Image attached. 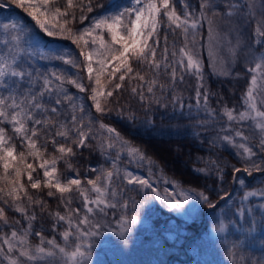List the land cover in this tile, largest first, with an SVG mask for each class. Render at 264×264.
<instances>
[{"label":"trees","instance_id":"obj_1","mask_svg":"<svg viewBox=\"0 0 264 264\" xmlns=\"http://www.w3.org/2000/svg\"><path fill=\"white\" fill-rule=\"evenodd\" d=\"M260 1L264 3V0ZM89 2H91V12H82L79 7L74 9L75 18L72 22V27L78 32L91 27L96 19L111 17L118 12H122L125 8L132 7L134 0H83L85 5L89 4ZM171 2L180 15H183L184 11H191L192 9H195L197 14L199 13L200 0H171ZM215 2L219 11H222L221 13L226 12V5L222 1L215 0ZM0 3L6 5L5 7H0V24L22 23L41 38L40 42L44 48L59 52L77 62V66H72L63 63L62 60H41L39 58H34L30 62L26 60L25 64L30 70H33L34 76L36 75V70L41 75L50 74L54 71L67 78L77 80L86 88L84 92H81L74 85L65 81L63 87L73 97L71 103L64 101L63 97H61L62 103L55 105V95H53V100L49 101L46 94L44 104L48 111L36 114L39 119H43L45 116L49 117L47 125L36 126L38 129L37 144L43 154L41 159H47L50 162L53 158L56 159V173L51 178L53 182L59 179L62 184H66L69 178H79L82 182L81 186L89 191L91 185L87 184L88 179H95L96 176L100 175L101 182L103 181L104 172H116L111 156L113 150L106 148L109 134L99 127L103 123L116 129V132L128 142V146L139 149L144 156V159L138 161V165H140L143 172L149 173L150 177L155 179L164 178L171 181L175 186L191 193L193 207L200 205L198 201L201 193L208 196L210 202H213L228 191L231 186L233 169L243 166V162L231 150L205 140L203 136L204 127L196 123L200 118L203 120V114L200 113L199 109L192 107L199 78L195 71L189 72L180 69L178 63L180 60L179 48L184 46V36L181 30L174 29V26L169 27L167 18L163 16V13H161L160 26L156 34V39L159 41L157 59H160L163 64L162 56L166 47L169 64L171 65L174 59L177 61L175 80L173 81L171 77V67L165 70L161 66L159 71H156L155 69H150L146 64L132 61L136 72L144 75L146 80L156 79L157 84L154 96L147 93L146 83L142 85V82L138 79L126 78L122 88L114 91V95L108 98L111 101L106 105L109 110L97 113L92 101L89 99L90 81L87 73L83 70V58L80 56V49L69 40L44 36L35 21L23 9L12 4L10 0H0ZM185 4L189 6L187 9L184 6ZM57 6L64 9L66 0H57ZM237 8L239 12H244L245 10L242 7L241 9L240 6ZM82 15L85 17L83 21L80 19ZM237 16L239 17V15ZM225 17L226 15L223 18L218 16L215 21L222 24ZM207 29V23L204 22L197 35L199 43L196 46V52L200 60L202 81L204 82L199 91L201 92L202 88L206 87V93L208 94L207 107L219 118L225 104L227 106V103L233 98L240 100L247 84V75L244 70L240 73H236V70H234L228 76H222L214 72L210 66L206 51ZM102 35L106 41L109 39L106 31ZM4 38L3 30L0 29V40ZM88 47L91 49L90 43ZM174 51L176 52L175 58L172 56ZM184 63L186 65V58ZM181 76L183 77L182 79ZM53 83L59 82L53 81ZM160 85L164 86L163 90H161ZM27 86V84L23 85V87ZM41 86L42 81H37L33 91L38 92ZM133 87H136L138 91L143 88L145 94L143 102H141L139 95L131 92ZM173 96L176 97V101H173ZM154 97H159L162 103H155ZM180 102H183L182 106L187 111H179L178 105ZM53 106L57 107L58 111L56 114L51 113V107ZM102 106H104L103 98ZM73 115L77 117L76 126L81 124L91 125L95 134V138H89L85 146L79 149L77 144L73 143V139H75L74 133H70L71 138L69 139L57 135L58 132L73 127ZM62 124L64 127H61ZM192 126L197 127V133L193 131L194 128ZM0 127H4L5 135L10 138L9 143L15 147L16 153L25 152L26 163L33 164V180L41 181L40 188L32 189L27 175L22 176L21 182L25 185L28 194L34 200L38 199L41 202L39 205L35 203L29 205L27 199L21 194V200L18 203L25 207V214L16 212L11 205V200L5 204L4 200L0 199V208L5 210V217L8 220V224H4L0 220V235H10L12 230H16L18 233L28 230L29 242L34 248L41 242V237L36 236V233L40 232L44 240L42 246L45 248H51L46 242L48 239H54L59 247H65L68 252H71V248L76 242V229L74 226H69L68 219L60 221L56 214L59 213L68 217L69 210H71V214L72 212L76 213L77 209H81L82 196L75 186L72 187L69 193L63 194V197L56 192L55 188L48 189L44 187L45 178L43 170L39 167L41 161L27 156V143L17 136L11 124H0ZM28 127L31 129V122H28ZM85 130L87 131V128ZM29 134L31 133L29 132ZM253 141L256 150L258 152L262 151L258 142L255 139ZM101 144H105L103 149L100 147ZM60 145L71 147L73 153L71 155L60 154L57 151ZM159 147L169 148L172 156L177 152L178 158L172 157L171 160L173 162L168 161L159 152L162 151ZM179 165H182L183 169L179 170ZM92 169H96V171ZM0 174H2V169H0ZM247 181L250 184L238 186L239 194L246 188L264 184V172L256 174L254 180L250 181L248 179ZM0 187H4V185L0 184ZM49 190L54 194L51 197L48 196ZM233 201V204H235L237 198H234ZM33 215L35 216L34 220L25 218V216L30 217ZM70 218L72 221V216ZM149 223H151L149 226L152 230L147 229L142 234L138 228H134L130 232L128 239L140 238L142 235L140 239L148 240L152 238L155 232L158 236H164L154 230L155 219H150ZM184 226V231L179 233L171 243L172 250L175 252L184 251L182 241L196 231L199 226L198 220L194 217L192 220L187 221ZM65 231L70 233L67 241L62 235ZM258 232L255 233L257 243L254 246H249L246 242V234H236L230 230L224 236V241L217 242L218 247L216 250L211 248L208 243L204 244L205 249L200 255V259L203 262L211 260L213 261L211 264H224L219 258L221 256V259H230L231 264H264V233L260 234ZM202 235L203 233L201 232L199 236ZM259 240L263 241L261 245H258ZM196 241L194 240V242ZM52 250L55 255L48 257V264H56L65 259L59 253L58 248ZM216 252L219 255H216ZM26 263L29 264L30 261H26Z\"/></svg>","mask_w":264,"mask_h":264},{"label":"snow or ice","instance_id":"obj_2","mask_svg":"<svg viewBox=\"0 0 264 264\" xmlns=\"http://www.w3.org/2000/svg\"><path fill=\"white\" fill-rule=\"evenodd\" d=\"M16 7L23 9V11L35 21V24L43 32L46 37H55L71 41L80 49V56L83 58V70L87 73L88 80L90 81V96L92 105L97 113L108 111L106 105L111 101L108 99L114 95V91L122 88L123 82L126 78L138 79L143 84H147L146 91L149 95L154 96L155 87L157 84L156 79L146 80L145 76L139 72L134 73L132 61L140 64H146L150 69L159 71L161 66L165 70L171 67V77L173 81L176 78L177 61L174 59L170 65L167 59V48L165 47L162 59H157V48L159 46L158 39H153L160 24L161 13L167 18L169 27L174 26V29L181 30L184 36V46L179 48V67L186 71H195L199 79L202 80L200 60L196 52V46L199 43L197 35L199 29L204 22L208 25V41H209V56L212 57L215 46L220 43V29L216 25V17L227 16L229 18L234 15H239V9L234 4H226V12L221 13L217 8L215 0H200L199 13L195 9L191 11H184L183 15L177 13L175 6L171 0H134L133 6L125 8L122 12L111 17H104L96 19L92 26L85 28L82 31H76L72 27L74 20V9L80 8L83 11H92L91 2L85 5L83 0H66L64 9L57 6V0H10ZM247 9L244 16L248 17L255 23L254 37H260V40L253 41V46H249L246 51V57L250 62V66L246 71L250 73L249 84L246 88L244 95L245 109L240 111L238 115H234L232 110L224 109V114L227 116L228 121L245 122L251 120L255 123V128L260 134L259 148L264 151V52L256 53L254 47H258L264 41V3L261 4L259 15L257 13V0H246ZM6 5L0 3V7ZM187 9L189 6L184 5ZM81 21L85 19L82 15ZM0 29L3 30L4 39L0 40V124L8 123L12 125L13 131L21 138L23 142L27 143V156H31L40 160L39 167L43 170L44 183L43 186L52 189L55 188L56 192L63 194L69 193L72 187L75 186L76 190L83 197L84 208L86 212L92 213L93 208L90 205L100 207L103 205L107 207H115L109 205L105 199L107 195V186L102 189L98 186L101 176H96L95 179H88L87 184L91 185V190L97 194V198L92 200L87 195V190L84 189L79 178H69L66 184H62L59 179L55 182L52 181L53 175L56 173L55 163L56 159L53 158L51 162L47 159H41L42 153L37 144L38 125H47L49 117L45 116L43 119L37 118L38 112H47L45 107L44 98L47 94L49 101L53 100L55 95V105L62 103L61 97L64 101L71 103L73 97L64 90L65 81L68 84L74 85L79 91L84 92L85 86L75 79H70L57 72L41 75L36 70V75H33V70L26 66L25 61H31L34 58L41 60H62L63 63L72 66H77V62L65 55L60 54L54 50L46 49L41 45V38L32 32L29 28L22 23H3L0 24ZM106 31L109 39L106 41L102 33ZM153 40L152 43L149 41ZM91 44V49L88 45ZM242 46V40L237 39L236 47ZM175 58L176 52L172 53ZM186 58V65L184 60ZM119 74V75H118ZM220 74H224V65L221 64ZM118 75V81L115 78ZM183 77L181 76V79ZM37 81H42V86L38 92L33 91ZM53 81L59 83L54 84ZM259 81V83H258ZM27 84V87L23 85ZM161 90L164 86L160 85ZM107 89V90H106ZM133 94L139 95L141 102L145 100L143 88L140 91L136 87L131 89ZM201 92H196L197 104L199 105V98ZM102 98L104 106H102ZM173 101L176 97L173 96ZM155 103H162L159 97H154ZM208 94L204 93V104L207 106ZM57 107H51V113H57ZM209 115H212L209 112ZM28 122L32 123L31 129L28 127ZM73 127L65 131L58 132L57 135L69 139L70 133L75 134L73 143L78 147L85 146L89 138H95L91 125L76 126L77 117H72ZM61 127H64L62 124ZM100 129L105 130L109 136L106 141V148L112 149L119 147L122 152L127 146V141L116 132V129L106 126L103 123L99 125ZM87 128V131L85 130ZM29 132L31 134H29ZM235 137L242 140H248L249 137L245 136L243 131H235ZM229 146H238L243 149V154L247 158L253 157L254 153L251 147L241 143L236 145L234 138L231 135L225 134L220 137ZM10 138L6 137L4 127H0V199L4 200L7 204L11 200V205L15 211L25 214L26 209L18 201L21 200V194L27 199L29 205L35 203L39 205L40 200L28 194L25 185L21 182L22 176L27 175L28 181L32 189L41 187L40 180H33L34 166L32 163H26V154L21 151L18 154L15 147L9 143ZM103 149L105 144H101ZM57 151L64 155H71L73 149L60 145ZM127 152L129 156H138L144 159L143 154L135 147H128ZM120 152L117 153V156ZM115 162L113 167L115 168ZM71 167V165H69ZM96 171V169H92ZM244 171L246 174H251L252 171H264V162L260 164L255 160H247L243 168L237 167L233 169V175ZM203 171V169H202ZM113 171L103 173L106 182H110L113 176ZM124 178L128 184L137 183L143 188L151 187L150 181L143 179L131 172H125ZM244 184L243 180H240ZM153 192L157 189L152 188ZM113 196L116 195L113 191ZM255 193H248L247 195H254ZM53 192L49 190L48 196H53ZM183 200H180L175 194L169 196L167 200L161 202L168 206L170 209H181L192 197L188 194L181 193ZM247 195L245 198H247ZM264 197V193H261ZM7 197V199H5ZM159 199V197H156ZM175 199L176 202H172ZM200 200L206 203L209 208H215L216 205L210 202L208 196L203 193L200 194ZM126 207V205H125ZM79 211L78 209L76 210ZM60 221L68 219L69 226L76 228V239L78 241L86 239L88 236H96L99 234L98 229L103 227L99 222L96 223L95 231L87 232L81 230L80 225L88 224V219H81L78 224L73 225L71 221V210L69 216L56 214ZM28 220H34L35 216H25ZM0 220L4 224H8L5 217V210L0 208ZM137 216L133 215L128 225H135L137 223ZM91 227V225H90ZM131 230V227L124 228L122 226L121 236L125 232ZM225 226L220 225L218 231H224ZM65 241L68 240L70 233L65 231L63 234ZM36 236L41 237V242L33 248L29 242L28 230L23 233H18L12 230L10 235H0V255L7 260L8 264H22L19 258H26L27 261H43L46 257H53L55 252L52 249L58 248L59 253L66 258L69 264H84V260L90 259L91 253L87 249L82 251L84 245L77 244L75 250L68 252L65 247H59L54 239H48L47 244L51 248H45L43 245L44 240L40 232ZM6 247V251H5ZM18 253V256L15 255Z\"/></svg>","mask_w":264,"mask_h":264},{"label":"rangeland","instance_id":"obj_3","mask_svg":"<svg viewBox=\"0 0 264 264\" xmlns=\"http://www.w3.org/2000/svg\"><path fill=\"white\" fill-rule=\"evenodd\" d=\"M239 2L245 5L247 9L246 0H239ZM261 3L257 0V13L259 15ZM240 21L235 19L228 20L226 23L219 25L220 33L223 36H220V43L215 46L213 56L210 57L211 63L214 69L220 74L221 64L224 65V74L228 76L231 73L232 67H234L235 62H239L243 65V70L247 75V86L249 84L250 73L246 71V68L250 66V62L246 57V51L249 46H253V41L260 40V37H254V27L255 23L248 17L244 16L243 18L238 17ZM227 34V35H226ZM226 35V36H225ZM237 39L242 40V46L236 47ZM210 51V47H209ZM208 51V52H209ZM256 53L264 52V41L260 43L258 47H254ZM132 63L134 73L136 72L135 66ZM119 75V74H118ZM118 75L115 80L118 82ZM259 83V81H258ZM203 85V84H202ZM201 86V84H200ZM246 86V88H247ZM107 90V89H106ZM246 91V89H245ZM245 95V92H244ZM244 95L239 103L236 99H232L227 109L232 110L234 115H238L240 111L245 109L244 104ZM202 96V97H201ZM199 100H202L203 103L197 104V107L200 108L201 113L204 115L203 120L199 121L201 125H205V137L208 141L215 143L219 146L228 148L232 150L236 157H238L243 163H246L247 160H255L256 163L260 164L264 162V156L258 155L255 151L254 144L252 143V138H257L259 143L260 134L255 128V123L251 120L245 122L239 121H228L227 116L223 114L219 117L218 122L216 123L215 115H209L207 113V106L204 104V93H201ZM197 100V97L193 98V102ZM183 102H180L178 105L179 111H187L186 108H183ZM188 105H190L188 103ZM243 131L244 135L249 137L248 140H242L239 137H235V131ZM228 134L231 135L236 145L241 143L245 144L248 147H251L253 150V157L247 158L243 154V149L238 146H229L224 141L220 139L221 136ZM168 146V145H166ZM128 146L124 148L121 152L119 147H115L112 158L116 161V168L119 172L113 174L111 181L98 184L99 187L104 189L107 186V195L105 199L109 205H115V207L105 208L103 205L97 207L96 205H90L93 208L92 213L86 212L85 208L80 213L78 222L81 219H88V224L80 225V228L85 233L95 231L96 223L99 222L103 225L98 229L99 234L96 236H88L83 240L82 243L91 249L92 247L88 245H97L98 248L102 247L101 252L91 254L90 259L84 260V264H109V261L113 264H127L130 261L131 264H140L139 259L131 260L133 256H138L140 253L147 250L153 252H158V255L163 251L164 248L168 247L167 242L158 239H152L150 244L141 245L139 248H135V245L130 247L117 246V244L110 243L108 237L112 239L119 240L125 239L128 232H125L123 236L119 233L121 232L122 226L127 228V221L131 219L133 215L137 216V223L131 225L132 227H143L147 220L155 219L156 223L154 228L163 233L167 238L168 242L174 240L179 234V228L181 227V222L178 219L179 217L190 218L193 214V208L191 206L190 200L184 204L181 209H172L162 203V200H167L169 196L175 194L180 200H183L181 193L188 194L186 191L175 187L174 183L169 182L165 179H152L149 174L144 175L136 165L137 158L129 156L127 152ZM159 150V149H158ZM168 151V152H166ZM120 152V155L117 156V153ZM163 156L166 157L168 161L173 158H178L177 152L172 156L169 148L165 147V151H159ZM168 154V155H167ZM243 168V167H241ZM125 172H131L132 174L139 176L143 179L150 181L151 187L143 188L137 183L128 184L127 180L124 178ZM253 172V171H252ZM251 172V173H252ZM256 173V171H254ZM253 173V174H254ZM250 177L249 174H246L243 170L241 174L237 176L238 179L243 180L244 184L247 183L246 178ZM157 189V192H153L152 188ZM236 189V188H235ZM113 191L116 195L113 196ZM235 192V190L233 191ZM237 192V191H236ZM248 193H255L254 195H247ZM261 193H264V186L258 190H245L243 194L239 197V207L236 211H227L225 208H218L214 213H208L207 209L204 213L197 210L198 218L204 219V226H207V234L211 237H218L223 235L227 228L228 223L234 224V229L239 230L242 227L248 226L249 231L253 232V226L260 221V216L258 212L264 211V197L261 196ZM235 194V193H234ZM247 195V198L245 196ZM90 199L95 200L97 194L91 190L88 193ZM159 197L157 199L156 197ZM232 196V194H231ZM225 202L231 203L230 198L225 197ZM172 202H176L173 199ZM214 204V203H213ZM126 205V207H125ZM77 220V219H76ZM75 220V221H76ZM202 221V220H201ZM225 226L224 231H218L220 225ZM75 225V223H74ZM91 225V227H90ZM264 229V226L261 227ZM144 231V228H142ZM98 238L101 239L99 242L93 240ZM201 243V242H200ZM200 243H192L190 241H185L184 245L186 246V253L180 254L179 256L184 259L180 262L177 260L175 264H201L198 260L199 253L201 251ZM146 247V250H145ZM151 254V253H150ZM129 256V259L127 258ZM155 257V256H154ZM152 258L156 261V264H170V257H161V259ZM22 264H25L26 258H19ZM134 259V258H133ZM2 260V261H1ZM146 262V261H145ZM8 263L7 260L3 259V256L0 255V264Z\"/></svg>","mask_w":264,"mask_h":264},{"label":"bare ground","instance_id":"obj_4","mask_svg":"<svg viewBox=\"0 0 264 264\" xmlns=\"http://www.w3.org/2000/svg\"><path fill=\"white\" fill-rule=\"evenodd\" d=\"M218 146H219V145H218ZM169 147H170V146H169ZM159 148H161L162 151H165V148H164V147H163V148H162V147H159ZM229 150H230V149H229ZM166 152H168V151H166ZM168 154H169V152H168ZM168 154H167V155H168ZM170 161L173 162L172 160H170ZM178 168H179V170H181V169H183V166H182V165H179Z\"/></svg>","mask_w":264,"mask_h":264},{"label":"clouds","instance_id":"obj_5","mask_svg":"<svg viewBox=\"0 0 264 264\" xmlns=\"http://www.w3.org/2000/svg\"><path fill=\"white\" fill-rule=\"evenodd\" d=\"M169 210H172V209H169Z\"/></svg>","mask_w":264,"mask_h":264}]
</instances>
